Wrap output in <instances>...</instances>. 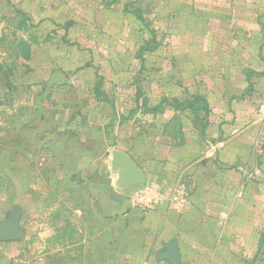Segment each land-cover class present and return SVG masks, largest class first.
Here are the masks:
<instances>
[{
	"label": "crops",
	"instance_id": "0c3cea01",
	"mask_svg": "<svg viewBox=\"0 0 264 264\" xmlns=\"http://www.w3.org/2000/svg\"><path fill=\"white\" fill-rule=\"evenodd\" d=\"M54 10L92 12L99 18L113 14L142 29L134 15L140 12L156 31L157 46L153 48L151 35L142 29L131 54L114 55L120 67L122 60L133 66L120 68L111 77L119 88L122 76L131 84L137 77L129 87L132 104L118 108L124 113H118L109 97L111 81L90 63L81 70L85 74L93 70L89 108L98 114L109 105L113 117L16 120L18 140L13 145L25 157H31L32 142L53 131V159L59 158L53 164V206L64 200L67 224L79 226L80 252L58 254L63 259L53 264H173L166 259L172 240L177 241L181 264H264V0H53ZM67 19L55 27L63 35L53 36V41L78 48L69 33L88 23L85 17ZM97 20L103 27L104 22ZM99 35L102 45L107 41L110 45L107 35ZM39 44L40 40L29 43V60L20 59L29 62ZM140 47L146 52L138 56ZM155 60L162 63L158 73L164 82L163 91L156 92L163 96L152 104L142 74ZM74 62L72 52L70 64ZM64 72L53 70L46 78L54 83ZM100 78L98 97L95 85ZM137 85L148 109H158L157 113H142V98L135 101ZM67 93L66 89L63 94ZM194 98H203L206 109L200 103L194 105L197 113L187 108L185 103ZM62 104L67 106L68 101L53 104V111L65 109ZM135 115L151 117L147 121L152 128L146 130L153 132L152 138L133 129L116 141L119 124L145 128L141 118L130 120ZM115 123L111 139L116 143L107 148L106 130ZM26 143L28 148L23 147ZM111 149L122 151L141 167L145 185L167 196L182 188L187 204L165 202L150 212L133 208L129 195L140 187L122 193L113 189ZM79 173L84 175L82 181L75 182Z\"/></svg>",
	"mask_w": 264,
	"mask_h": 264
},
{
	"label": "rangeland",
	"instance_id": "374dc122",
	"mask_svg": "<svg viewBox=\"0 0 264 264\" xmlns=\"http://www.w3.org/2000/svg\"><path fill=\"white\" fill-rule=\"evenodd\" d=\"M54 11L53 0H0V220L14 222L19 237L15 242L0 241V264H53V260L63 259L58 254L68 251L76 255L82 248L79 226H71V222L70 226L67 224L69 210L64 200L61 205L58 203L53 206V164L59 159H53V131H47L32 142L31 157H25L13 145L18 140L14 132L17 129L14 126L16 120L23 119L24 122L35 118L44 123L60 115L66 118L72 116L77 121L93 117L108 120L113 114L109 105L98 114L92 113L89 108L93 100V70H89L88 74L81 71L80 67L82 69L86 63H92L107 82L111 81L107 89H110L109 97L116 103L118 113H124V110L119 112L118 108L125 109L126 105L130 107L134 97L129 87L137 82V77L131 84V79L122 76L120 88L111 77L120 68H133L125 60H122L120 67L119 62L114 61V55L118 52L131 54L136 48V39L143 33L142 29L132 21L123 20V23L113 14L101 15L102 18H99L92 12L80 14L71 10V13L60 14L58 10ZM72 16L78 20L85 17L88 23H85V27H74L69 33L78 48H69L53 41V36L63 35V31L55 27L63 25ZM97 18L104 22L103 27L98 24ZM99 33L112 40L110 45L108 41L102 45ZM47 38L52 40L43 42ZM37 40H40V44L36 46L31 60H21L19 54L23 51H20L19 46L33 44ZM132 43L135 45L132 46ZM72 52L75 62L71 65ZM77 57H81L80 60ZM161 64L158 60L154 63L149 61L147 72L142 74L143 86L152 104L163 96L161 92L156 94L160 89L163 91L164 80L158 73ZM53 70L65 71L54 83L53 78H46L49 73L53 74ZM66 89L68 93L63 94ZM61 98L68 101L67 106L62 104L65 109L53 111V104L59 103ZM134 118H141L142 122L147 123L143 126L145 128L141 129L139 125L132 127L129 122L119 124L116 141L127 138L133 129L135 133L144 131L147 139L152 138L153 132L146 130L152 128L151 122L147 121L151 117L135 115L130 120ZM114 125L116 123L106 130L109 139L105 143L107 148L116 143L111 139ZM141 139L144 141L145 137ZM23 147L29 146L26 143ZM83 176L82 173L75 174L74 181L81 182ZM106 181L107 184L110 181L108 171Z\"/></svg>",
	"mask_w": 264,
	"mask_h": 264
},
{
	"label": "water",
	"instance_id": "95a60500",
	"mask_svg": "<svg viewBox=\"0 0 264 264\" xmlns=\"http://www.w3.org/2000/svg\"><path fill=\"white\" fill-rule=\"evenodd\" d=\"M111 161L109 171L113 178V189L117 192H126L127 190L144 185L146 177L141 169L128 155L122 151L111 149L109 151ZM114 197L123 198V196L114 194ZM0 241L2 242H15L19 240L16 234V227L12 221H4L0 225ZM166 259L173 264H181L180 253L176 240L169 242L167 246Z\"/></svg>",
	"mask_w": 264,
	"mask_h": 264
},
{
	"label": "built area",
	"instance_id": "2783aa9c",
	"mask_svg": "<svg viewBox=\"0 0 264 264\" xmlns=\"http://www.w3.org/2000/svg\"><path fill=\"white\" fill-rule=\"evenodd\" d=\"M140 188L133 190L129 195V201L133 208L143 211H154L165 202L178 206L187 204V194L182 188H178L173 194L167 196L151 185H140Z\"/></svg>",
	"mask_w": 264,
	"mask_h": 264
},
{
	"label": "trees",
	"instance_id": "16d2710c",
	"mask_svg": "<svg viewBox=\"0 0 264 264\" xmlns=\"http://www.w3.org/2000/svg\"><path fill=\"white\" fill-rule=\"evenodd\" d=\"M137 21L142 25V29L143 30H147L149 32V34L151 35L152 37V42L154 44L153 48H155L157 46V43H156V38H157V33L156 31L143 19V16L141 15L140 12H135L134 13ZM71 26V23H69L66 27V32H68V28ZM19 49L20 51H23L21 53V55L19 54V57L22 58L23 60L25 61H28L29 60V56H30V45L29 43L28 44H25V45H21L19 46ZM144 52H146V47H140L139 50H138V56L141 54H144ZM86 67H90L89 64H86L85 67H83L82 69L86 68ZM80 69V70H82ZM102 82H103V78H100V80L96 83L95 85V94L99 97L101 96L100 93H99V89L100 87L102 86ZM136 96H135V101L138 103L140 101V99L142 100V113H157V110L158 109H148L147 107V102L145 100V98L143 99V95L141 93V89L140 87L137 85L136 86ZM103 96V95H102ZM197 103H200L204 110L206 109V102L204 101L203 98H194L192 100H188L185 104V106L191 110H194V105L197 104ZM195 113H197L198 111L197 110H194Z\"/></svg>",
	"mask_w": 264,
	"mask_h": 264
},
{
	"label": "flooded vegetation",
	"instance_id": "af4514ba",
	"mask_svg": "<svg viewBox=\"0 0 264 264\" xmlns=\"http://www.w3.org/2000/svg\"><path fill=\"white\" fill-rule=\"evenodd\" d=\"M0 231H1V227H0Z\"/></svg>",
	"mask_w": 264,
	"mask_h": 264
}]
</instances>
